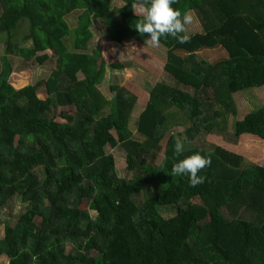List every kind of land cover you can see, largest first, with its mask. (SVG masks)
<instances>
[{"label":"trees","instance_id":"trees-1","mask_svg":"<svg viewBox=\"0 0 264 264\" xmlns=\"http://www.w3.org/2000/svg\"><path fill=\"white\" fill-rule=\"evenodd\" d=\"M123 1L116 11L112 0H0L6 41L0 57V205L16 196L29 203L16 225L4 221L0 256L9 264H264V149L250 151L264 146V104L234 121L233 140L223 135L238 115L233 94L264 85V0L172 5L194 11L202 29L185 43L161 38L164 69L176 84L161 81L143 98L137 122L142 138L130 128L138 93L112 84L107 98L99 89L108 68L128 66L107 63L102 46L91 47L96 20L106 25L107 43L134 52L150 36L135 27L143 19L141 3L147 7L149 0ZM73 15L75 26L67 21ZM24 20V42L14 43ZM215 48L227 55L215 61L198 55ZM48 49L56 67L44 80L45 98L40 80L15 87L10 55L42 64ZM63 106L73 113L61 111L63 120H57ZM173 107L187 117L184 138L171 133ZM214 134L220 142L210 148L195 144ZM178 139L185 151L176 157ZM108 145L123 148L135 177L118 174ZM195 152L210 153L211 163L198 173L204 182L191 187L187 175L172 176L171 168ZM174 204L178 212L164 217L160 208ZM68 243L75 253L67 251Z\"/></svg>","mask_w":264,"mask_h":264},{"label":"rangeland","instance_id":"rangeland-1","mask_svg":"<svg viewBox=\"0 0 264 264\" xmlns=\"http://www.w3.org/2000/svg\"><path fill=\"white\" fill-rule=\"evenodd\" d=\"M112 8L114 10H118L124 6L125 2L123 0H112L111 2ZM193 17L191 24L186 26V34L190 36L191 34L200 31L202 29L199 18L194 11H190ZM2 13V6L0 3V15ZM67 21L71 26H75L77 24L76 16L68 18ZM27 21L24 20L22 22V26L16 30V36L14 43L20 44L24 41H20V36L27 31ZM92 31L94 33V37L91 41V47H95L97 45L102 46L103 54L107 60V63H111L113 61L124 62L126 66H128L124 70H115V69H107L105 80L99 85V89L104 93L107 98H111L113 96V91L111 90L112 84H118L122 86H126L132 91L138 93L140 100L136 106L134 111L131 114L130 118V128L134 133V136L137 138H142V136L137 131V122L139 119L140 113L144 109V101L143 98L147 97V94L154 89L157 83L164 81L166 83H170L172 85L176 84L174 79L169 75L165 69L164 65L167 60V48L160 43L159 47L147 46L144 44L135 52L130 48H126L117 42L107 43L106 41V25L103 20H96L93 23ZM27 45V44H23ZM6 41L5 37L0 31V57L5 53ZM42 53H46L47 59L44 63L40 64L35 59L26 60L23 57L17 56L16 54L10 55L13 62V72L10 76L11 83L16 87L21 86V83L25 84H34L37 81H41L42 84L39 88V92H43L40 95L42 98H45V86L44 80L47 79L53 70L56 67V58L53 50L48 49L46 51H42ZM39 53V54H42ZM200 57L207 58L209 61H215L218 59H222L225 55H227L225 50L220 48L215 49H205L198 52ZM130 67V68H129ZM127 70V71H126ZM131 73V75H128ZM82 77V75H80ZM24 84V85H25ZM184 89H188L185 86H181ZM192 92V89H188ZM211 90V89H210ZM38 92V93H39ZM235 99V103L237 105L238 115L236 117H231L230 123L228 126L227 132L223 133V135L227 139L234 138V121L236 119L243 118L248 112L252 111L256 107L264 104V85L259 87H254L242 91H238L233 94ZM207 99V98H206ZM207 101H209L207 99ZM73 108L70 106L59 107L56 110L55 115L57 120H63L60 113L61 111L71 112ZM73 113V111H72ZM170 113L175 115L173 121L170 119L171 125V133L180 134L182 138L185 137L186 129L189 126L187 122V117L184 112L177 110L176 107L170 108ZM115 133V132H114ZM169 134L166 136L163 141V146L165 147ZM208 140L201 141L199 144L201 146H205L210 148L214 142H220V136L218 134L210 135L207 137ZM259 144V143H258ZM264 149L263 145H256L250 148V151L253 154L259 155L260 151ZM108 153L114 155L116 159V168L118 174L122 177H126L130 179L131 177H135L137 173L130 171L127 168L126 162V152L122 147H115L108 145L106 147ZM159 159H162V154L159 156ZM249 164L248 162H246ZM28 202L24 200L21 196L13 197L11 201H9L6 205H0V239L4 237L5 234V220H10L12 225H16L17 220H19V216L27 210ZM183 206V203H180ZM180 205L174 204L169 206H163L160 208L164 217H170L175 215L178 212V208ZM92 217H95L97 212L91 210ZM94 219V218H93ZM42 218L39 216L36 217L37 222H41ZM85 227H89L90 223L86 222ZM66 248L68 252L75 253L76 248L72 243L66 244ZM92 254V253H90ZM1 264H9L10 259L6 255L0 256Z\"/></svg>","mask_w":264,"mask_h":264},{"label":"clouds","instance_id":"clouds-1","mask_svg":"<svg viewBox=\"0 0 264 264\" xmlns=\"http://www.w3.org/2000/svg\"><path fill=\"white\" fill-rule=\"evenodd\" d=\"M177 0H149V5L145 7L141 3V13L143 19L135 26L138 32L143 36L150 34L145 38L147 46L159 47L161 38L171 36L180 43L188 41L189 36L186 33V26L191 24L193 17L190 11L183 13L179 8H174ZM127 71V70H126ZM131 75V73H128ZM185 151V144L178 139L174 145L173 155L179 157ZM211 163V154H201L195 152L190 156L179 159L173 163L171 168L172 176H188V182L191 187L204 182V177L198 173ZM35 260L36 257H33Z\"/></svg>","mask_w":264,"mask_h":264}]
</instances>
